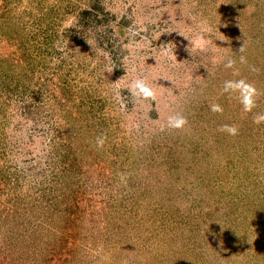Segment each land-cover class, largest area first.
Wrapping results in <instances>:
<instances>
[{
    "label": "rangeland",
    "instance_id": "rangeland-1",
    "mask_svg": "<svg viewBox=\"0 0 264 264\" xmlns=\"http://www.w3.org/2000/svg\"><path fill=\"white\" fill-rule=\"evenodd\" d=\"M0 264H264V0H0Z\"/></svg>",
    "mask_w": 264,
    "mask_h": 264
}]
</instances>
